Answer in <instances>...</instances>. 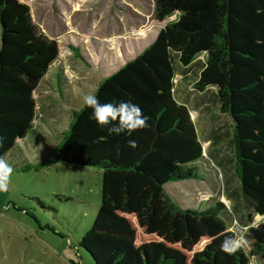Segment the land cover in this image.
Returning a JSON list of instances; mask_svg holds the SVG:
<instances>
[{"label":"trees","instance_id":"16d2710c","mask_svg":"<svg viewBox=\"0 0 264 264\" xmlns=\"http://www.w3.org/2000/svg\"><path fill=\"white\" fill-rule=\"evenodd\" d=\"M152 1L156 20L177 19L93 93L101 103L138 104L150 126L130 136L109 134L83 105L72 111L53 160L28 169L64 163L102 170L100 204L78 241L94 264H249L250 258L264 264V0ZM201 55L193 88L214 87L220 112L232 119L242 199L249 218L263 217L244 233L248 253L221 250L235 236L221 202L180 209L163 190L170 182L204 179L195 167L204 159L194 123L173 96L175 61L187 67ZM57 57L56 41L34 24L29 7L0 0V157L33 131V94ZM129 139L138 147L130 148Z\"/></svg>","mask_w":264,"mask_h":264},{"label":"rangeland","instance_id":"374dc122","mask_svg":"<svg viewBox=\"0 0 264 264\" xmlns=\"http://www.w3.org/2000/svg\"><path fill=\"white\" fill-rule=\"evenodd\" d=\"M19 1L29 7L32 21L40 31L56 41L58 57L34 93L35 124L40 125V118L53 119L45 120L43 131L28 134L19 142L30 143V150L17 161L14 159L17 166L9 163L13 168L11 184L7 192L0 193V264H94L78 247V241L90 228L100 204L102 170L64 163L39 172L28 168L53 160L55 146L68 132L70 108L79 110L85 95L93 94L99 82L139 54L178 14L161 22L156 20L152 0ZM70 47L78 49L81 60ZM197 63H203L202 56ZM181 67L175 61L177 74ZM56 75L63 80L61 84L55 83ZM178 87L185 94L182 99H191L187 104L193 109L195 100L187 84L180 83ZM213 89L197 97L208 101L212 108L217 102L211 94ZM175 98L179 99L177 95ZM212 108L196 121L201 139L209 135V125L222 117L215 112L217 117L211 119ZM224 117L217 143L230 161L217 162L209 152L211 161L205 159L195 165L203 181L170 182L163 190L177 208L199 211L213 206L223 196L229 202L227 215L222 216L226 226L230 230L238 223L244 237L243 229L258 226L263 217L248 216L235 173L234 124L228 114ZM202 200L209 203H201ZM243 249L248 253L249 244ZM249 264L259 263L250 258Z\"/></svg>","mask_w":264,"mask_h":264},{"label":"crops","instance_id":"0c3cea01","mask_svg":"<svg viewBox=\"0 0 264 264\" xmlns=\"http://www.w3.org/2000/svg\"><path fill=\"white\" fill-rule=\"evenodd\" d=\"M157 34V33H156ZM155 37H156V35H155ZM154 37V38H155ZM154 40V39H153ZM152 40V41H153ZM151 41V42H152ZM202 57H203V55H201ZM199 58V57H198ZM197 58V59H198ZM197 59H195L189 66H187V67H181L179 70V72H178V74L176 75V77H175V79H176V83L174 84V88H173V96H174V99H175V101L178 103V104H182V105H184V106H186L187 107V109H188V111H189V114H190V117H191V120H192V122L194 123V126H195V129H196V132H197V136H198V140H199V142H200V144H201V146H202V152H203V159L205 160V159H207V160H209V161H211V159H215L217 162H222V163H226L225 161H227V162H229L230 161V158H229V156L227 155V154H224L223 153V150H222V148L220 147V145H219V143H217V141L219 140V131H220V126H219V124H221V121H223V119L225 118L224 116L226 115L225 113H221L220 112V110H219V104H218V102H215L214 101V97H216V90H215V88L214 87H210V88H207L205 91H203V92H197V91H195V89L193 88V85H194V83L196 82V80L198 79V77H199V73H200V70H201V68H202V65H203V63H204V57H203V63H201V64H199V63H197ZM125 63V62H124ZM124 63L121 65V66H123L124 65ZM120 66V67H121ZM44 78V77H43ZM175 79H174V81H175ZM42 81V80H41ZM40 81V82H41ZM62 79H61V77L59 76H57L56 75V77H55V83H59V84H61L62 83ZM173 81V82H174ZM180 83H186L187 84V90H188V92H189V94H191L190 96H191V98L192 99H194L195 100V103H194V108L193 109H191L190 108V105H188L187 103V101H191V99H189V100H184V98L182 99V97H183V95H185L184 93H181V91H180V89H179V84ZM40 84V83H39ZM39 86V85H38ZM97 86H98V84H97ZM97 86H96V88H97ZM38 88V87H37ZM36 88V89H37ZM96 88H95V90H96ZM214 88V89H213ZM211 89H213V90H215L213 93H211L212 94V96H213V98H211V100L213 101V102H215V105L213 106V108L211 107V105H210V103L208 102V101H200V100H198L199 98H200V96H203V95H205L206 94V92L207 91H209V90H211ZM95 90H94V92H95ZM36 91V90H35ZM70 92H72V93H75V91H73L72 89H70ZM93 92V93H94ZM35 93V92H34ZM175 95H177L178 96V98L179 99H177V98H175ZM186 97V96H185ZM197 97H198V99H197ZM33 98H34V94H33ZM35 105H36V101H35ZM84 105V103L82 104V105H80L79 106V109L82 107ZM214 109V114L216 115V113L215 112H217V114H220V115H222V117L221 118H217V120L216 121H214V123H211V125H209V128H210V131H209V135L208 134H206V136H204L205 138L204 139H201V137H199V131H198V127H197V125H199V123L197 124V120H199L200 118H201V116H202V114H203V112H205V111H208V110H210V109ZM70 113H72V109L70 108ZM35 114H36V106H35ZM214 114L212 113V117H211V119H213V117H217V115L216 116H214ZM46 119H48V120H50V119H53L52 118V116H50V117H46L45 119H42V118H40V120H39V123H40V125L39 126H37L36 124H35V120H34V122H33V131L31 132L32 134H35V135H37V130H41V131H43L42 130V125H45V123H46ZM205 119V121H207V123H208V120H206V118H204ZM201 127H202V125H201ZM203 128H205V127H203ZM202 128V129H203ZM201 129V130H202ZM206 130H207V128H205ZM206 130H202V132H206ZM30 133V134H31ZM25 139V138H24ZM23 141V140H22ZM20 141H18L15 145H14V147L4 156V159H6L7 161H8V163H11L12 164V166L13 167H15V166H17L16 164H14V163H16V161H17V159L22 155V154H24V153H27V152H29V148L31 147V145H30V143H19ZM58 144V143H57ZM35 145H37V143H35ZM56 145V144H55ZM37 146H39V144L37 145ZM56 147V146H55ZM23 150V151H22ZM209 152L211 153V155H212V157L213 158H211L210 159V157H209ZM226 158L228 159V160H226ZM14 159H16V161L14 162ZM211 164V163H210ZM209 196H210V194H209ZM201 203L202 202H207V203H209L208 202V200H202V201H200ZM218 202H221L224 206H225V208H226V205L228 204V206H229V202L227 201V200H225V198L222 196V199L220 198H218Z\"/></svg>","mask_w":264,"mask_h":264},{"label":"clouds","instance_id":"9594fccd","mask_svg":"<svg viewBox=\"0 0 264 264\" xmlns=\"http://www.w3.org/2000/svg\"><path fill=\"white\" fill-rule=\"evenodd\" d=\"M83 103L88 108H91L92 118L96 121L97 126L102 129H107L109 134L127 133L129 136L137 130H143L150 125L148 124L149 117L146 116L142 108L129 101L101 103L97 96L87 94L83 97ZM128 146L137 148L138 143L134 139H129ZM13 168L6 159L0 157V193L9 190ZM231 231L236 235L224 239L221 244V250L233 255L241 248L248 244L247 239L240 235L241 226L237 223ZM247 231V229H243Z\"/></svg>","mask_w":264,"mask_h":264}]
</instances>
